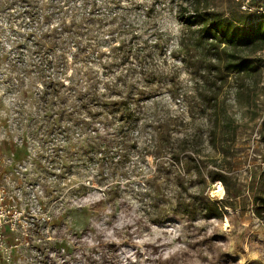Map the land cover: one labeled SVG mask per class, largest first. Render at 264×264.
Segmentation results:
<instances>
[{"label":"rangeland","instance_id":"rangeland-1","mask_svg":"<svg viewBox=\"0 0 264 264\" xmlns=\"http://www.w3.org/2000/svg\"><path fill=\"white\" fill-rule=\"evenodd\" d=\"M190 3L0 0V157L25 160L5 169L15 263L264 264V50L246 89L229 76L215 137L178 51Z\"/></svg>","mask_w":264,"mask_h":264},{"label":"trees","instance_id":"trees-1","mask_svg":"<svg viewBox=\"0 0 264 264\" xmlns=\"http://www.w3.org/2000/svg\"><path fill=\"white\" fill-rule=\"evenodd\" d=\"M252 1L255 4L264 2ZM213 2L214 0H191L192 7L181 6L186 30L178 41V51L180 60L193 73L194 97L197 98L200 109L210 118V126L216 137L219 124H224L222 119L226 108L222 92L229 76L235 74V86L246 89L261 74V59L256 53L264 50V20H260L257 25L246 26V13L231 11L227 15L217 9ZM173 55L176 56L175 53ZM131 114L129 112V117ZM219 133L223 137L234 134L233 131ZM223 137L221 139L226 140ZM188 146L185 137L170 145L168 150L172 159L182 162ZM218 176L216 173H209L212 181L220 178ZM201 201L207 216H221L222 205L205 196Z\"/></svg>","mask_w":264,"mask_h":264},{"label":"built area","instance_id":"built-area-1","mask_svg":"<svg viewBox=\"0 0 264 264\" xmlns=\"http://www.w3.org/2000/svg\"><path fill=\"white\" fill-rule=\"evenodd\" d=\"M237 2L240 9L247 14L248 20L251 22L264 20V2L259 4L253 3L252 0H237ZM15 160L25 161L18 159L15 152L9 156L0 157V264H17L14 260V250L23 243L18 234L25 227V225H21L22 211L17 207L20 189L12 183L14 181L11 173L5 171L9 167H14L13 170L19 172L15 167L17 164ZM25 170L27 171L28 168ZM23 177L25 178V175ZM9 232L16 235L11 243L7 239ZM26 243L29 242L26 241Z\"/></svg>","mask_w":264,"mask_h":264},{"label":"bare ground","instance_id":"bare-ground-1","mask_svg":"<svg viewBox=\"0 0 264 264\" xmlns=\"http://www.w3.org/2000/svg\"><path fill=\"white\" fill-rule=\"evenodd\" d=\"M219 189L222 190V184L221 183H219Z\"/></svg>","mask_w":264,"mask_h":264}]
</instances>
